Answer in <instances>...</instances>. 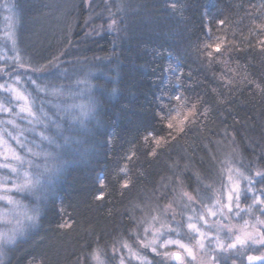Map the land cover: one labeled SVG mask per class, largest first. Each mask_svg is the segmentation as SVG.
I'll use <instances>...</instances> for the list:
<instances>
[{
  "label": "trees",
  "instance_id": "1",
  "mask_svg": "<svg viewBox=\"0 0 264 264\" xmlns=\"http://www.w3.org/2000/svg\"><path fill=\"white\" fill-rule=\"evenodd\" d=\"M13 2L33 73L53 74L58 62L56 76L78 99L81 85L92 93L78 102L85 114L51 111L49 147L61 171L6 264H94L96 252L116 264L126 241L166 259L136 239L139 219L177 218L189 198L209 199L230 160L253 181L261 220L264 0ZM35 23L50 34L36 35ZM244 213L227 218L229 234Z\"/></svg>",
  "mask_w": 264,
  "mask_h": 264
},
{
  "label": "rangeland",
  "instance_id": "2",
  "mask_svg": "<svg viewBox=\"0 0 264 264\" xmlns=\"http://www.w3.org/2000/svg\"><path fill=\"white\" fill-rule=\"evenodd\" d=\"M13 3V0H0V233L14 237L12 242L0 245V264L7 261L8 249L36 223L41 211L39 204L46 198L43 192L50 189L52 177L61 171L54 147H49L53 143L47 133V125L54 121L51 111L77 107L80 114H85L84 108L87 107L78 102L85 105L86 97L92 93L87 86L80 84L81 97L78 99L74 90L64 85L66 78L56 76L60 74L58 62L52 68L55 75L33 73L37 66L22 54L18 45V12ZM35 25L36 35L50 34L48 24L44 27ZM35 39L34 35L24 37L27 45ZM21 96L23 99L19 98ZM67 113L74 118L75 112ZM249 180V176L230 160L224 167L221 183L214 188L209 199L194 202L189 198L191 206L179 210L177 218L163 211L140 218L136 239L161 258H171L172 253L178 252L180 260H187L194 258L195 252L204 254L207 247L219 249L226 237H232L227 218H237L243 210L251 214L254 206L261 202L255 190L251 188L249 191ZM26 181L31 182L30 188H23ZM237 185L239 200L233 194L229 201L228 196ZM28 216L34 219L28 220ZM181 244L192 254L181 248ZM118 254L116 264H145L150 260L127 241L123 242ZM93 261L94 264H108L97 252Z\"/></svg>",
  "mask_w": 264,
  "mask_h": 264
},
{
  "label": "flooded vegetation",
  "instance_id": "3",
  "mask_svg": "<svg viewBox=\"0 0 264 264\" xmlns=\"http://www.w3.org/2000/svg\"><path fill=\"white\" fill-rule=\"evenodd\" d=\"M244 214L245 216L241 218L243 226L235 229V234H230L232 237L224 239L223 248L218 249L216 246L215 248L210 246L211 248L207 247L204 254L197 255L195 252L194 258L187 260H177L172 253L171 258L150 259L145 264H264V243L259 242L264 239V214L261 218L262 221L257 220L259 213H256V211L251 214ZM248 215H250V218H248ZM253 216L256 217L253 218ZM247 220H250V223ZM255 223L262 227H255ZM238 236L244 239L245 243L243 245L237 244L235 248H228V245L233 244ZM193 247L195 246L193 245ZM250 256L256 259L249 261L248 257ZM213 257H216V260Z\"/></svg>",
  "mask_w": 264,
  "mask_h": 264
},
{
  "label": "snow or ice",
  "instance_id": "4",
  "mask_svg": "<svg viewBox=\"0 0 264 264\" xmlns=\"http://www.w3.org/2000/svg\"><path fill=\"white\" fill-rule=\"evenodd\" d=\"M216 50L219 51V46L216 47ZM17 59H19V58L17 57ZM0 87H2V86H0ZM19 98H20V99H23L22 96L19 97ZM176 99L179 100L180 98H179V97H176ZM161 118H162V119H165V118H167V117H165V116L162 115ZM187 118H188L187 116L184 117L185 120H187ZM181 123H183V121H181ZM167 126H168L169 128H172V127H173V125H172L171 123H169ZM182 130H183V129H181V131H182ZM149 135H151V133H149ZM256 175H257V176H264V174H262V173H260V172H257ZM252 183H253V181H252V180H249V184L251 185ZM30 187H31V182H30V181H26V183H25V185L23 186V188L27 189V188H30ZM251 190H252V189L249 188V191H251ZM233 194L235 195V197H236V199H237V201H238V200H239V195H240V192H239V186H238V185L235 186V187L232 189V194H230V195L228 196L229 201H231V200L233 199ZM98 198H101V197H98ZM257 199H259V197H258ZM229 210L231 211L230 206H229ZM27 219H28V220H33L34 217H32V216H28ZM189 227L191 228V227H193V226H192V225H189ZM13 239H14V237H12V236H8L7 234L0 233V245L10 243V242H12ZM259 242H260V243H264V239H262V240L259 241ZM244 243H245V240H244V239H241V238L237 237L236 241H235L233 244L228 245V248H235V247L237 246V244L243 245ZM179 246H180L181 248H184L185 251H186L189 255L192 254V253H191V250L188 249V248H186L184 245L181 244V245H179ZM201 247H203V245H201ZM220 247L223 248L222 245H220ZM153 250L155 251V249H153ZM175 258H176L177 260H180V256H179V255H176ZM96 259L99 261V258H98V257H96ZM213 259L216 260V257H213ZM248 259H249V261H252V260H254V259H256V258L250 256V257H248Z\"/></svg>",
  "mask_w": 264,
  "mask_h": 264
},
{
  "label": "water",
  "instance_id": "5",
  "mask_svg": "<svg viewBox=\"0 0 264 264\" xmlns=\"http://www.w3.org/2000/svg\"><path fill=\"white\" fill-rule=\"evenodd\" d=\"M176 255H178L177 253L174 254V258L176 257Z\"/></svg>",
  "mask_w": 264,
  "mask_h": 264
}]
</instances>
